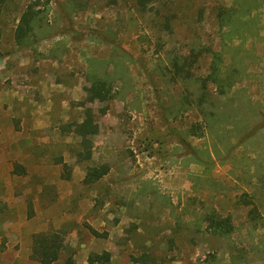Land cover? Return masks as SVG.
Returning a JSON list of instances; mask_svg holds the SVG:
<instances>
[{
    "label": "rangeland",
    "instance_id": "rangeland-1",
    "mask_svg": "<svg viewBox=\"0 0 264 264\" xmlns=\"http://www.w3.org/2000/svg\"><path fill=\"white\" fill-rule=\"evenodd\" d=\"M0 29V264H39L49 230L55 264H264V0H8ZM95 76L110 99H86Z\"/></svg>",
    "mask_w": 264,
    "mask_h": 264
},
{
    "label": "trees",
    "instance_id": "trees-1",
    "mask_svg": "<svg viewBox=\"0 0 264 264\" xmlns=\"http://www.w3.org/2000/svg\"><path fill=\"white\" fill-rule=\"evenodd\" d=\"M7 1L8 0H0V12L3 5L6 4ZM224 11L219 13V18L223 16ZM37 15L38 13L34 8V4L27 3L23 7L22 13L19 17V23L15 28V37L17 41L20 42L27 39V36L32 29V22L37 17ZM175 60L176 59H174V61ZM193 60L194 58L190 62ZM184 64L185 62L181 63L178 60L174 62V66L178 74H182L185 71L183 68ZM213 70L215 69L213 68ZM213 72L216 73L217 70ZM92 78L93 79H91L90 85L86 87V99L88 101H93L94 99H110L113 96L111 95V82L96 76ZM74 126V131L81 136V143L85 147L84 150L86 152V157L89 158L90 150L88 149V144L90 143L92 136L98 132V123L96 122L95 115L92 113V110L85 109L83 119L80 122L75 123ZM108 170L109 166L107 164L90 166L87 169L84 181L87 183L95 182L105 175ZM241 201L243 203H247L249 202V199L243 195L241 197ZM205 219H207L209 231L214 235H227L233 230V224L229 216H222L216 211H211L205 216ZM92 232L95 235L100 234L94 229H92ZM63 237L62 231L60 230L40 231L33 233L31 257L34 258L39 264H55L64 246ZM110 257V252L107 250L101 253H92L88 257V263L92 264L96 262H108ZM64 264L74 263L71 258H68Z\"/></svg>",
    "mask_w": 264,
    "mask_h": 264
}]
</instances>
